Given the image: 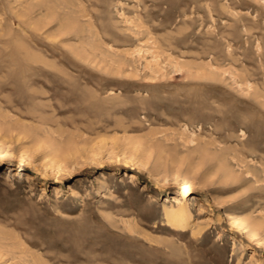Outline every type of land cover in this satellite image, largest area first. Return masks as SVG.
Here are the masks:
<instances>
[{
    "label": "rangeland",
    "instance_id": "374dc122",
    "mask_svg": "<svg viewBox=\"0 0 264 264\" xmlns=\"http://www.w3.org/2000/svg\"><path fill=\"white\" fill-rule=\"evenodd\" d=\"M0 39L50 62L0 120L84 148L0 149V264H264V0H0Z\"/></svg>",
    "mask_w": 264,
    "mask_h": 264
},
{
    "label": "bare ground",
    "instance_id": "6f19581e",
    "mask_svg": "<svg viewBox=\"0 0 264 264\" xmlns=\"http://www.w3.org/2000/svg\"><path fill=\"white\" fill-rule=\"evenodd\" d=\"M17 41L21 43V47L26 42L25 38L21 36L17 38ZM0 43H7L9 45L11 44V41L2 42V40L0 39ZM8 50L0 52V66L2 68H7L6 76L8 77V80H10L14 85L17 98H36V92H32L35 86L40 83V74L42 68L44 67V65H42V68L40 66L41 63H44L43 57H41L40 55L42 53H34L30 49L26 48L12 49L9 51ZM49 63L45 62L44 64L49 65ZM54 87H57V79H54L51 87L48 86L50 90H54ZM54 94L57 95V91H55ZM24 126L25 125H21L18 122L0 120V149L4 151L5 155L17 158L18 156L16 155V153H14L16 150V145H13L12 143L14 142L15 144V142H17L18 144V142H20L21 140L27 141L28 138H31V140L29 141L31 145H29L28 147H24L25 155L22 158L25 159L28 163H36V160L38 158H41L43 161L38 165L40 166V168H43L44 171L52 170L57 173L66 169L68 165L71 166L74 162H77V159H79V155L83 152V146H79L80 140H76L73 137L63 138L59 134H57V136H53L51 134L41 135L39 133L31 134L30 131L26 130ZM4 154L0 153V162L6 160V156ZM124 160L126 162H133L134 164H138L139 166L144 167V169L147 168L143 162L138 161L132 156L126 155L124 156ZM14 174H16L17 177L23 176L20 174V172H15ZM155 176H157V174H155ZM193 183H188L184 187V190L182 192V197L184 200H189L193 196V192L196 188V183ZM168 216L171 222L181 225L180 215H178L177 213H168ZM250 219L252 218H249V220ZM231 221L233 228H238L246 232L247 235L254 240L257 239V233L252 230L253 226H255V230L256 228H264V221H252L247 223L246 221L234 217L231 219Z\"/></svg>",
    "mask_w": 264,
    "mask_h": 264
}]
</instances>
